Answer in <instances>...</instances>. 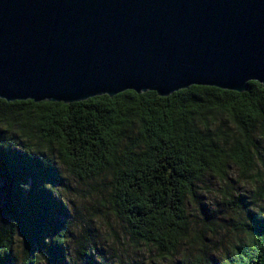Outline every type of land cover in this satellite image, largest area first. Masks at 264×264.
Returning a JSON list of instances; mask_svg holds the SVG:
<instances>
[{"label":"clouds","instance_id":"clouds-1","mask_svg":"<svg viewBox=\"0 0 264 264\" xmlns=\"http://www.w3.org/2000/svg\"><path fill=\"white\" fill-rule=\"evenodd\" d=\"M253 80L264 82L247 78L231 88L243 92ZM201 84L210 83L191 80L164 93L157 89L162 98L147 91L153 88L139 86L100 92L110 94L109 111L100 117L108 121V131L96 132L97 148L79 155L66 154L53 138L54 132L41 129L63 123L64 105L57 101H65L72 110L79 107L72 101L81 98L34 97L36 104L27 101L20 107L0 109V122L9 134L16 133L10 139L19 145L13 148L0 132V153L15 154L9 156L8 166L15 178L18 209L5 224L15 223L20 235L29 217L41 225L34 233L35 242H29L27 229L21 235L24 244L19 251L27 249V264H54L56 250L61 264H210L213 260L248 264L255 258L237 256L235 249L255 252L248 234L256 233L254 221L264 223V90L256 114L245 119L243 128L232 130L230 124L222 123L224 116L218 111L219 105H235L229 94L220 91L230 87H195ZM126 88L137 89L140 97H129L123 91ZM161 108L171 114L163 117L167 127L156 114ZM235 114L239 119L240 114ZM234 157L242 159L234 164ZM32 161L39 166L30 167ZM166 162L183 179L164 182L163 176L170 171L159 173L162 179L156 183L164 184L167 194L144 191L145 184L153 183L154 170ZM33 168L39 175L36 191L60 210L54 228L46 226L49 208L29 202L33 192L29 170ZM216 173L232 176L237 183L212 179ZM130 209L144 215L137 218L134 211L129 215ZM205 210L207 218L202 215ZM82 249L90 254L81 255ZM8 253L0 251V257ZM11 254L14 264H23L20 254Z\"/></svg>","mask_w":264,"mask_h":264},{"label":"water","instance_id":"water-1","mask_svg":"<svg viewBox=\"0 0 264 264\" xmlns=\"http://www.w3.org/2000/svg\"><path fill=\"white\" fill-rule=\"evenodd\" d=\"M247 78L264 79V0H0L7 103L74 104L126 86L162 98L191 80L242 94L250 86L231 87Z\"/></svg>","mask_w":264,"mask_h":264},{"label":"trees","instance_id":"trees-1","mask_svg":"<svg viewBox=\"0 0 264 264\" xmlns=\"http://www.w3.org/2000/svg\"><path fill=\"white\" fill-rule=\"evenodd\" d=\"M250 90L246 93H235L230 91H223V93L229 94L234 100L235 105L232 103H225L218 106V111H220L224 119L222 121L223 124H230L232 130H237L244 127L245 119L248 116H254L256 114V109L259 104L258 97L261 96L262 90L264 88L262 85L251 82L249 83ZM198 89H208V90H215L216 88H208V87H197ZM179 91V92H183ZM129 97L135 96L140 97V95L136 94L132 91L126 92ZM152 93V92H149ZM156 94V93H155ZM157 98H161L156 94ZM92 102L91 104L89 102ZM27 102V101H26ZM26 102H14V103H7L3 100H0V109L7 108V107H20L23 106ZM32 104H35L31 102ZM110 103V97L108 100L104 99V96L95 97L89 99L84 102L74 103L73 105L79 106L78 108H73L69 110L67 104L58 103L60 105H64L61 111L64 114L63 123H53L51 126L45 125L44 128L41 129L43 132H54V137L58 139V143L61 149L66 154H87L91 153L93 150L97 148L96 141L100 139L96 135V132H107L108 129L105 125L108 124L106 119L102 120L100 117L101 115L106 116L109 109L106 107ZM97 105L101 107L98 108ZM235 113L240 114V118L237 119ZM157 116L160 118L161 124L164 127L167 125L164 123L163 117L170 116L171 114L165 112L162 108L156 110ZM96 130V131H93ZM0 132L5 133V140L7 143H11L13 148L19 147L16 141L10 139L11 135H16V133L9 134L8 128L0 122ZM19 139V137H17ZM23 141H21L22 143ZM7 143L5 146H7ZM102 146V140H101ZM14 156L15 154H8V153H0V251H7L8 254L0 257V264H14V257L12 256L11 252H17L22 256L23 264H27V249L23 250V253H20V249L23 247L24 238V230H28V238L29 242H35V231H37L41 225L37 221L36 218L29 217L27 218L21 226V235L19 233L18 226L13 223L11 225L5 224L10 218H13L18 209L14 205L15 194L13 192V184H14V176L11 173V170L8 166L9 156ZM170 159V158H166ZM242 157H234L233 163H239ZM179 163H183V161H179ZM38 161L30 162V167H38ZM231 166H229V170ZM169 175L163 176L164 182L171 181L173 177L176 179H183V176L180 171L176 168H173L171 163L166 162L163 168H159L154 170L152 175V184H145L143 190L149 191L151 189H155L156 191H160L162 195H166L167 193L163 192L164 184L156 183L162 179L159 173L169 172ZM29 174L32 176L33 180V192L30 194L29 199L31 204H39L41 207L49 208V215L47 219L46 226L48 228H54L56 223L60 219V210L57 207L50 206L48 204L47 198L45 194L39 193L36 191L37 184L39 183V175L35 171V169H30ZM213 177H219L221 181L228 180L230 176L222 177L219 173H216ZM228 182V181H227ZM169 188H171V184H169ZM137 191H142L141 188H137ZM155 195V192H153ZM195 199V198H194ZM149 203L155 204V200H150ZM179 203V201H177ZM135 212L137 218H141L144 213L141 210L137 209H130L129 215L132 212ZM256 233L250 232L248 234V240L253 246L255 247V252H252L251 249H235V254L237 256H245L246 258L251 254L255 258L249 259L248 264H264V223H255ZM205 242H207V238H205ZM258 253V255H256ZM81 255H89L90 253L87 250H81ZM99 254V253H98ZM54 264H61L60 262V252L58 250L53 251L52 253ZM210 264H217L215 260L211 261Z\"/></svg>","mask_w":264,"mask_h":264},{"label":"rangeland","instance_id":"rangeland-1","mask_svg":"<svg viewBox=\"0 0 264 264\" xmlns=\"http://www.w3.org/2000/svg\"><path fill=\"white\" fill-rule=\"evenodd\" d=\"M230 171H231V169H230ZM212 179H217V178L212 177ZM227 181H228L229 184H232V185H235L237 183V180L234 179L232 176H230V178ZM237 198L239 199V196ZM202 215H205L206 218L208 217V214L206 213V210H205V212H202ZM206 222H207V220H206Z\"/></svg>","mask_w":264,"mask_h":264}]
</instances>
